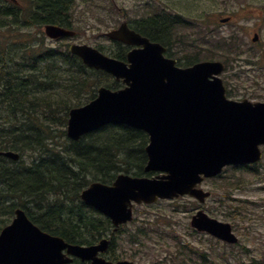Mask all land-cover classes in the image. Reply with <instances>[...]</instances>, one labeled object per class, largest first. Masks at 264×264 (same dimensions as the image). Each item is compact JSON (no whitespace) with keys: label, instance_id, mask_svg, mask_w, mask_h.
<instances>
[{"label":"water","instance_id":"1","mask_svg":"<svg viewBox=\"0 0 264 264\" xmlns=\"http://www.w3.org/2000/svg\"><path fill=\"white\" fill-rule=\"evenodd\" d=\"M45 29L50 37L70 33L52 25ZM122 31L108 34L144 46L130 51L126 63L87 45H70L69 50L85 65L109 73L124 87H99L95 98L69 110L66 127L73 140L109 123L148 135L144 171L160 174L120 173L112 184L94 181L80 193L85 204L110 219L115 231L132 219L133 203L150 204L184 194L203 202L210 192L196 186L204 177L218 175L228 165L257 162L264 145V103L227 98L219 77L224 69L221 62L177 67L174 60L163 56L158 44ZM0 154L14 160L19 157L11 150ZM190 225L228 243L238 240L228 222L203 210L191 217ZM108 243L107 238L90 245L68 243L41 230L23 209L16 208L12 221L0 231V264H73V257L89 264H136L100 256Z\"/></svg>","mask_w":264,"mask_h":264},{"label":"trees","instance_id":"2","mask_svg":"<svg viewBox=\"0 0 264 264\" xmlns=\"http://www.w3.org/2000/svg\"><path fill=\"white\" fill-rule=\"evenodd\" d=\"M37 2L55 18L69 0H34L35 7ZM21 21L20 5L0 0V34L5 35H0V150L19 154L16 161L0 157V230L20 207L39 228L69 243L89 245L111 235L106 257L117 260L110 220L84 204L80 192L92 181L111 184L119 173L143 174L147 134L108 124L78 140L68 139L69 109L93 99L100 86L116 90L123 84L85 66L62 46L26 56ZM26 155L31 157L25 162ZM247 212L239 205L226 214L244 221ZM134 235L132 244L146 231ZM204 255L198 257L204 260Z\"/></svg>","mask_w":264,"mask_h":264},{"label":"rangeland","instance_id":"3","mask_svg":"<svg viewBox=\"0 0 264 264\" xmlns=\"http://www.w3.org/2000/svg\"><path fill=\"white\" fill-rule=\"evenodd\" d=\"M253 1L259 3L257 0H219L218 9L223 15L229 10H237L232 23L221 27V34L226 33L229 27H234L237 34L230 44L232 57H235L232 61L235 68H229L223 76L233 96L264 99V68L257 67L253 72L251 66L244 63V59L250 57L249 51L264 52V22H261L262 29L259 31L261 41L254 44L251 41L252 20L240 15L241 8L238 11L242 4ZM97 3L76 2L75 17L80 21L76 24L86 34L84 38L88 40L84 42L92 46L104 43L109 46L104 47V50L111 53L108 42L98 38L97 33L91 37L90 35L95 30H108L116 20V9L112 5L110 10L108 4H102L101 6L109 9L102 12L101 26H98L95 21L98 15L95 6H99V0ZM12 29L11 32L15 33ZM8 33L10 34V31ZM70 42H62L60 45ZM194 43L191 42L187 46L183 62L195 55ZM242 59L244 62H236ZM30 157L26 155L23 159L26 162ZM254 168V172H250L248 169L225 167L219 176L204 180L200 186L211 191V196L204 203L184 195L158 200L150 205L133 204V219L114 233V248L118 259L137 264H264V150L261 161ZM230 182L234 184L228 187ZM239 205H243L248 211L244 221L239 218L233 220L226 214L228 209L233 210V207ZM198 209H203L209 216L218 220L229 222L238 236V243L228 246L211 239V236L205 233L193 230L190 219ZM139 229L145 230L146 236L138 237V243H130V239L134 238ZM198 254H205L204 260L198 257Z\"/></svg>","mask_w":264,"mask_h":264},{"label":"flooded vegetation","instance_id":"4","mask_svg":"<svg viewBox=\"0 0 264 264\" xmlns=\"http://www.w3.org/2000/svg\"><path fill=\"white\" fill-rule=\"evenodd\" d=\"M257 1L259 3L248 2L238 8V11L240 8L242 10L241 16L243 15L247 20H252L251 41L254 44L261 41L259 31L262 29L261 22H264V0ZM76 2L98 4L97 0H69L67 8L66 5L64 6L66 10L60 14L55 13V18H52L41 3L37 2L35 7L33 5L34 0H21V30L23 33L21 42L26 56L31 55L33 52H38V55L42 54L41 49L43 47L58 49L59 44L62 42L71 41L68 44H63L67 48L73 43L87 44L86 41L84 42V40H88L84 38L86 34L76 24L80 22L75 17L74 6ZM102 4H108L110 10H112L113 5L116 9V20L108 30L92 31L90 37L97 33L98 38L110 44L111 53L104 50V47H109L104 43L99 46H90L104 54H118L119 59L126 62L130 51L143 49L144 46L142 44L127 43L120 39L115 40L109 36V32L121 28L122 32L130 31L149 43L158 44L163 55L174 59L177 66H187L194 62H221L225 67L221 77L226 86L227 97L238 101L246 98L233 96L230 86H228V82L223 76L229 68H235L234 63H232L235 57H232L231 51L233 50L230 44L235 40L237 34L234 27H229L226 33L221 34L223 32L221 27H226V25L232 23L237 10H229L223 15L218 9L219 0H99V6H95L98 11V15L95 17L98 26H101L102 12L109 9L101 6ZM102 17H104V14ZM223 19L227 20L223 21ZM47 25L63 28L70 33L55 38L50 37L46 33L45 27ZM254 37H256V40H253ZM48 41L50 43H47ZM191 42H195L194 45L196 44V60L190 63L187 62L188 60L183 62L182 58L185 56V50ZM34 49L37 51H34ZM249 55L250 57L244 59L245 62L243 59L236 60V62L238 64L241 62L246 63V65L251 66L250 69L253 72L257 67L264 68V52L249 51ZM246 99L251 102L264 103V99ZM254 166L256 164L248 165L246 168L254 169Z\"/></svg>","mask_w":264,"mask_h":264}]
</instances>
